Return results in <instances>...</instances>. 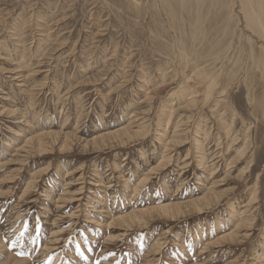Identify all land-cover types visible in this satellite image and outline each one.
I'll list each match as a JSON object with an SVG mask.
<instances>
[{
	"label": "rangeland",
	"instance_id": "1",
	"mask_svg": "<svg viewBox=\"0 0 264 264\" xmlns=\"http://www.w3.org/2000/svg\"><path fill=\"white\" fill-rule=\"evenodd\" d=\"M251 2L0 0V264H264Z\"/></svg>",
	"mask_w": 264,
	"mask_h": 264
},
{
	"label": "bare ground",
	"instance_id": "2",
	"mask_svg": "<svg viewBox=\"0 0 264 264\" xmlns=\"http://www.w3.org/2000/svg\"><path fill=\"white\" fill-rule=\"evenodd\" d=\"M247 3H249L250 5H251V0H245ZM258 2H259V0H257ZM243 2V1H242ZM257 2V3H258ZM260 2H264V0H260ZM252 4H254V3H252ZM259 4V3H258ZM261 5V4H260ZM253 6V5H252ZM262 6V5H261ZM260 7V6H259ZM255 7H253V9H254ZM245 9V8H244ZM256 12V11H255ZM259 12V11H258ZM263 10H260V13L263 15ZM248 15H250V14H248ZM254 15V14H253ZM255 15H257V14H255ZM261 16V15H260ZM260 16L259 15H257V17H256V19H258L257 20V24H259V25H263L264 26V18L263 17H261L260 18ZM248 19V18H247ZM250 19V18H249ZM250 26V25H249ZM262 26V27H263ZM252 29H253V27H252ZM245 30V29H244ZM260 34V33H259ZM262 34V33H261ZM263 36H264V33H263ZM217 53V52H216ZM213 54V53H212ZM262 57V56H261ZM263 58V57H262ZM254 60V59H253ZM252 60V61H253ZM259 60V59H258ZM256 61V60H255ZM261 61V60H260ZM209 91V90H208ZM133 130V129H132ZM123 131V130H122ZM130 134V133H129ZM131 135V134H130ZM134 135V134H133ZM35 139V138H34ZM116 139V138H115ZM122 139V138H121ZM41 141V140H40ZM41 146V145H40ZM41 148H43L44 149V147H41ZM212 183V182H211ZM213 191V190H212ZM192 210H195V211H199V210H201L202 208H203V206L202 205H199V202H197V201H194V202H192V204H190V206H189ZM173 207L172 206H168V205H165V206H163V207H155V208H152L151 210H149L148 212H147V215L146 216H151V218L153 217V216H157L158 214H160V213H162V214H164V215H172V216H174V214H173V212H171V209H172ZM231 209V208H230ZM92 223V222H91ZM141 223V222H140ZM232 235V234H231ZM235 235V234H234ZM232 237V236H231Z\"/></svg>",
	"mask_w": 264,
	"mask_h": 264
}]
</instances>
